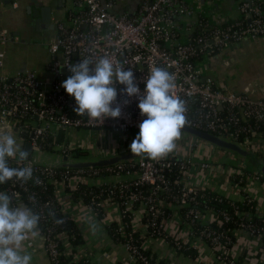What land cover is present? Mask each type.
<instances>
[{
	"label": "built area",
	"instance_id": "built-area-1",
	"mask_svg": "<svg viewBox=\"0 0 264 264\" xmlns=\"http://www.w3.org/2000/svg\"><path fill=\"white\" fill-rule=\"evenodd\" d=\"M70 1L67 18L55 23L56 32L46 42L49 77H40L29 67L4 73L0 58V135L17 137L22 148L28 142L31 152L68 157L59 167L34 163L31 154L22 162L18 154L9 159L10 167L32 169L27 182L9 180L5 193L12 197L13 207L31 204L40 221L46 222L38 233L50 264H60L61 255L72 253L67 239L74 238V231L55 220H75L82 232L88 216L103 222L107 230L113 224L114 241L127 255L122 264H161L165 259L151 251L152 241L180 254L192 253L186 257L196 261L206 244L212 250V263L244 264L235 253L238 233L245 231L264 244V213L252 196L254 183L264 178L259 169L249 170L235 154L233 165L220 163L215 157L229 156L227 150L185 134L175 141L172 152L158 159L137 156L100 167H68L72 150L83 149L70 141L72 130L139 131L146 116H141L135 96L122 94L124 86L119 83L115 84L116 103L121 106L118 118L78 116L73 112L74 98L60 85L71 75L67 65L83 58L106 56L123 70H131L141 92L152 68H164L174 78L171 94L185 102V126L235 142L264 158V82L255 97L247 90L219 85L199 65L201 59L211 60L236 42L264 37V0L236 1L234 18L218 10L212 13L215 7L209 10L204 0H139L131 15L115 13V0ZM16 38L0 32L1 44ZM111 150V156L116 155L118 145ZM29 181L43 191L53 185V199L40 200ZM81 185L94 188L88 191V202L70 194ZM205 189L255 204L246 210L234 208L237 221L232 229L226 226L232 219L228 211L202 201ZM46 208L49 216L59 217L47 218ZM257 214L262 218L257 219ZM83 244L77 245L72 260L84 257L91 262Z\"/></svg>",
	"mask_w": 264,
	"mask_h": 264
},
{
	"label": "crops",
	"instance_id": "crops-1",
	"mask_svg": "<svg viewBox=\"0 0 264 264\" xmlns=\"http://www.w3.org/2000/svg\"><path fill=\"white\" fill-rule=\"evenodd\" d=\"M43 1L51 7V28L41 25L37 30L32 22V13L38 2ZM238 0H204L209 10L214 8L224 16L236 17L235 4ZM16 5H13V3ZM139 0H115L114 12L117 14H134L138 8ZM36 6V7H35ZM71 7L70 0H0V32L7 31L16 40L9 39L5 44L0 42V58L3 61L2 71L13 73L26 67L36 70L40 77H49L47 66L50 55L47 45L44 43L55 34V23L65 20L68 9ZM29 9H31L29 13ZM187 19L182 20L185 24ZM34 35L39 39L35 42ZM236 64H239L236 66ZM199 65H204V74L214 77L215 81L226 88L234 91L247 90L252 96L258 97L262 92L264 82V37L257 39L242 40L221 51L211 60L201 59ZM84 129L72 130L69 135L71 142L82 143ZM20 150H23L20 140L15 137ZM75 143V142H74ZM83 144V143H82ZM88 145L89 144H83ZM115 149V148H113ZM103 153H106V149ZM217 153V151L215 152ZM219 154V153H218ZM215 157L220 163L234 164L229 162L230 155ZM233 160V159H232ZM253 198L256 200L258 211L264 213V178L254 183ZM238 197H235L237 199ZM239 199V198H238ZM207 220V218H206ZM82 236L84 240L83 253L92 261V264H122L126 259V251L120 243H116L103 222L95 221L88 216L82 223ZM236 256L244 264H264V244L256 237L250 236L245 231H240L236 237ZM151 251L158 257L165 259L169 264H214L211 248L204 244L202 257L199 261L177 253L174 249L157 241H152ZM22 253L32 256L31 264H50L44 250L40 234L35 237L29 236L21 248Z\"/></svg>",
	"mask_w": 264,
	"mask_h": 264
},
{
	"label": "clouds",
	"instance_id": "clouds-1",
	"mask_svg": "<svg viewBox=\"0 0 264 264\" xmlns=\"http://www.w3.org/2000/svg\"><path fill=\"white\" fill-rule=\"evenodd\" d=\"M67 68L71 75L60 87L74 98L76 115L93 120L118 118L121 106L116 103L115 84L119 83L124 86L122 94L135 96L141 116H146L129 145L130 152L158 159L175 149V141L186 123V109L185 102L171 94L174 78L167 70L153 67L141 92L133 72L123 70L124 66L115 65L106 56L96 60L83 58L76 64H68ZM17 154L20 162L27 159L28 152L20 150L13 135H0V184L13 178L20 182L32 178L30 167L9 166V159ZM39 220L38 213L27 206L13 207L12 197L0 192V264H31L32 256L22 253L21 248L29 236L38 235ZM55 223L62 224L63 220L57 219Z\"/></svg>",
	"mask_w": 264,
	"mask_h": 264
},
{
	"label": "trees",
	"instance_id": "trees-1",
	"mask_svg": "<svg viewBox=\"0 0 264 264\" xmlns=\"http://www.w3.org/2000/svg\"><path fill=\"white\" fill-rule=\"evenodd\" d=\"M80 151H81V149L72 150L71 159L74 160L75 157L77 156V154L80 153ZM70 163L67 164L68 167L70 166ZM253 163L257 166L256 162H253ZM70 167H72V166H70ZM257 169H259V165L257 166ZM29 182H30L31 190L36 191L39 194L40 200L44 201L46 199H53V195H52L53 185H49L48 188L43 191L40 186L34 185L32 183V181H29ZM7 186H8V181L4 184H0V192H5V189L7 188ZM90 189L93 190L94 188H90V187H86L84 185H81V186H78L75 191H71L70 194L75 199L82 196L83 200L88 202V199H89L88 191ZM203 196H204V198H202V201L205 202V204H207L208 206L219 207L221 209L228 211L230 213V215H232L231 221H229L228 224L226 225L232 229L235 228V223L237 221V217L234 214V208L246 210L249 207L253 208V206L255 204V200L247 202V199H231V198H227L226 196L221 195L217 192H214L210 189H205L203 191ZM24 197H25V195H24ZM29 207L31 209L33 208V206L31 204L29 205ZM49 210H50L49 208L45 209V213H46L47 218H49L51 220V219H54L55 217H59V215L49 216L48 215ZM254 216L257 219H261L262 217H264V216L261 217L258 214L254 215ZM60 225L63 226V228H67L70 231H74V238L69 237L67 239V243L69 244L70 247H72V249H71L72 253L76 252L77 245H80L81 243L84 242L81 229L77 228L75 220H70V219H67L64 223H62ZM112 226H113V224L111 223V225L109 226V229H108V231L111 235L113 233V231L111 229ZM224 226L225 225H223V227ZM45 227H46V222L39 220L38 228L44 229ZM112 237H113V240H116L113 235H112ZM62 248L63 247L60 246V249H62ZM72 253H70L66 257L61 255L60 256V264H66L68 261H70L69 264H92V262L87 261L84 257L80 258L76 261L72 260V256H71ZM183 254H184V256H190V257L193 256V254L189 253V252H186ZM165 262L167 263L166 260H161V264H165Z\"/></svg>",
	"mask_w": 264,
	"mask_h": 264
},
{
	"label": "water",
	"instance_id": "water-1",
	"mask_svg": "<svg viewBox=\"0 0 264 264\" xmlns=\"http://www.w3.org/2000/svg\"><path fill=\"white\" fill-rule=\"evenodd\" d=\"M36 7V6H35ZM31 9H29L30 13ZM51 7L49 5H45L43 1L38 2L36 9L33 10L32 13V22H30V25H33L35 29L39 30L41 25H46V28H51L53 25H51ZM181 131L187 132L190 135H194L195 137L202 139L206 142L212 143L216 145L217 147H220L222 149H225L227 151H230L231 153H234L235 155L240 156L241 158L245 159V157L248 155L249 151L240 145H238L235 142L226 140L224 138H221L219 136H216L214 134L201 131L198 129H194L191 127L183 126ZM23 150L27 151L28 154H31L32 160L34 163L41 164V165H48L53 167H59L62 165V161H68L67 156H58L52 153L43 152V151H34L31 152L30 144L28 142H25L23 145ZM133 157H137V155H133L130 151L120 154V155H114L108 158H102L98 160H87V161H75L71 162L70 166L72 167H100L105 165H112L120 161H124ZM259 170L264 174V163H262L259 166Z\"/></svg>",
	"mask_w": 264,
	"mask_h": 264
},
{
	"label": "rangeland",
	"instance_id": "rangeland-1",
	"mask_svg": "<svg viewBox=\"0 0 264 264\" xmlns=\"http://www.w3.org/2000/svg\"><path fill=\"white\" fill-rule=\"evenodd\" d=\"M34 39L35 42H38L40 40H43L44 38L41 36V38L39 39L37 36L34 35ZM44 43L47 44L46 40ZM238 65L239 64H236V66ZM36 73L38 72L36 71ZM138 132H139L138 130H132L128 133H123L118 131H110L104 128H102L101 131L97 130L95 132L93 130H90L88 132L83 131L84 134L82 136L84 137L82 143L89 144V148L87 147V145H83L82 143H80L83 149H81L80 153L77 154L74 160L70 159V162L73 163L75 161L77 162V161L98 160L102 158H108L112 155L111 149L116 148L117 145H118V150L116 155L124 154L130 151L129 145L131 144L135 136L138 134ZM181 134H185V137H191V135L187 132H183ZM73 141L76 143L75 140ZM99 148L106 149V154L102 153L95 155L93 153L94 150L96 149L98 150ZM228 152L230 158L234 159L236 157V156L234 157V153H231L230 151ZM232 159H229V162L235 163V161ZM224 160H227L226 155L224 157ZM244 162L246 163L249 170H254L255 168L257 169L258 165L260 166L262 163H264V158L262 156L259 157L252 152H249L248 155L245 157ZM253 162H256L257 166Z\"/></svg>",
	"mask_w": 264,
	"mask_h": 264
}]
</instances>
